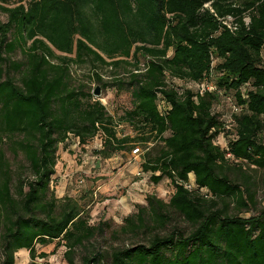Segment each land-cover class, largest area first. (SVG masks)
Returning a JSON list of instances; mask_svg holds the SVG:
<instances>
[{"label": "trees", "instance_id": "1", "mask_svg": "<svg viewBox=\"0 0 264 264\" xmlns=\"http://www.w3.org/2000/svg\"><path fill=\"white\" fill-rule=\"evenodd\" d=\"M13 1L0 0V13L7 17L0 23V135L20 137L15 145L30 175H18L13 183L0 150L3 264H14L21 250L34 260L35 244L55 241L64 243L68 264H75L74 248L108 226L89 224L84 208L70 198L58 200L51 190L59 145L70 134L81 145L100 134L103 149L97 154L104 158L132 143L161 144L142 170L151 173L153 183L168 178L174 192L168 203L147 196L149 214L139 208L135 217L124 219L121 233L134 236L142 229L145 244L114 250L112 264H264V210L248 218L231 216L228 204L217 208L214 201L231 199L248 209L254 195L231 174L245 177L244 165L264 170V0ZM226 17L235 29L223 24ZM16 50L24 62H10ZM139 57L145 59L143 68ZM87 63L95 69L133 68L127 84L132 108L120 120L134 129V137H118L119 123L91 90L82 84L69 88L70 66ZM2 67L20 73L19 84L2 79ZM167 75L196 84L213 78L217 91L232 92L241 109L231 115L232 129L214 110L217 91L179 92ZM224 133L230 138L221 148L213 141ZM189 175L212 197L186 189ZM171 212L194 230L187 236L176 229L161 235ZM172 248L174 256L166 258L164 250ZM102 258L95 253L81 264Z\"/></svg>", "mask_w": 264, "mask_h": 264}, {"label": "rangeland", "instance_id": "2", "mask_svg": "<svg viewBox=\"0 0 264 264\" xmlns=\"http://www.w3.org/2000/svg\"><path fill=\"white\" fill-rule=\"evenodd\" d=\"M30 1L15 0L12 5H27ZM6 20V15L0 13V23H4ZM55 54L56 56H67L56 51ZM69 57L74 56L71 55ZM9 60L10 62H24V56L19 50H16L13 54H10ZM139 61V66L143 68L145 59L139 57ZM127 62L132 64L134 60L129 59ZM2 70V79L9 77L16 84H19L20 73L8 72L5 67H2ZM131 70L133 68L129 65H122L116 69L99 65L95 69L91 63L82 66L72 64L70 66L69 88L82 84L88 90H91L93 95L105 106L107 112L114 116L119 123L117 127L118 137L123 135L134 137L136 135L134 129L127 122L120 120L123 112L132 108L130 87L127 85L130 82L129 72ZM93 72L99 74L102 78V83L108 84V87H103L102 84L97 83ZM166 78L168 83L179 92L197 90L196 83L171 78L168 75ZM117 80L123 82L124 85L113 86L112 83ZM211 82L215 85L213 78ZM96 88L99 89V95L94 94ZM217 92L218 101L214 106V110L221 115V118L223 117L225 125L231 130L234 124L231 115L240 113L241 109L236 105L232 92L228 94H224L222 91ZM228 138L230 136L224 133L216 137L214 141L223 146L227 143ZM19 140V136L9 138L0 135V150L4 154V160L11 174H13V183L18 175L21 177L30 175L25 158L15 145ZM103 141L99 134L88 140L84 145H81L78 143L77 138L70 134L66 142L59 145L57 152L56 172L51 182V190L54 191L55 197L58 200L70 198L77 202L81 208L88 212L89 224L97 225L101 221L108 223L106 228L103 227L102 233L85 242L83 246L74 248L72 257L75 264H81L83 257L91 256L95 253H99L103 258L101 262L93 264H112L111 253L114 250L136 244H145V242H142V229L134 236L121 233L120 228L124 223V219L128 216L135 217L139 208H143L144 215L147 216L149 214L147 196H154L156 199L168 203L174 192V188L168 178L163 177L158 183H153L150 179L151 173H146L142 170L144 160L156 155L161 146L160 143L154 141H150L146 145L132 143L129 144L127 151L117 152L109 158H104L102 155L97 154L98 151L103 149ZM136 147L140 149L139 154L132 153ZM147 154L150 155L148 156ZM243 173L245 177H240L239 173L233 171L231 178L236 184L241 186L242 190L247 186L250 188L255 199L254 205H249L248 209H240L235 201L231 199H226L225 201L216 199L214 201L217 208H221L223 204H228L226 211L229 215L248 218L256 216L264 210V170L244 165ZM199 194L205 198L212 197V195L205 192H199ZM171 215L172 220L166 230L160 231L161 235L176 229L187 236L194 230V226L182 216L172 212ZM1 237L2 231H0V264H3ZM63 244V242L60 243L58 241L46 246L35 244L34 260H31L28 252L20 251L15 254L14 264H68L65 258L67 248ZM42 254L44 257H41ZM174 254L175 250L173 248L164 250L166 258H172Z\"/></svg>", "mask_w": 264, "mask_h": 264}, {"label": "built area", "instance_id": "3", "mask_svg": "<svg viewBox=\"0 0 264 264\" xmlns=\"http://www.w3.org/2000/svg\"><path fill=\"white\" fill-rule=\"evenodd\" d=\"M246 23L248 22V19L245 18ZM223 24H225L229 29H235V25L232 24L233 19L231 17H226L223 21ZM200 95L204 94L205 92H214L217 91L216 86L213 85V83L211 82L210 79L204 80L203 82H201L200 84H197V90H196ZM215 145L220 146L221 148H223L225 146V144L223 146L219 145L218 142L213 141ZM140 149L138 147H136L135 149H133L132 153L133 154H139ZM231 155L230 153L226 154V158H229ZM193 178V177H192ZM184 186L186 189L190 190V191H197V192H205L204 189L202 188H198L195 184H194V180H191V176L189 175V182L184 183ZM206 193V192H205Z\"/></svg>", "mask_w": 264, "mask_h": 264}, {"label": "water", "instance_id": "4", "mask_svg": "<svg viewBox=\"0 0 264 264\" xmlns=\"http://www.w3.org/2000/svg\"><path fill=\"white\" fill-rule=\"evenodd\" d=\"M95 95H99V89L98 88H96V90H95V93H94Z\"/></svg>", "mask_w": 264, "mask_h": 264}, {"label": "crops", "instance_id": "5", "mask_svg": "<svg viewBox=\"0 0 264 264\" xmlns=\"http://www.w3.org/2000/svg\"><path fill=\"white\" fill-rule=\"evenodd\" d=\"M21 251H26V250H21ZM20 252V251H19ZM27 252V251H26Z\"/></svg>", "mask_w": 264, "mask_h": 264}]
</instances>
